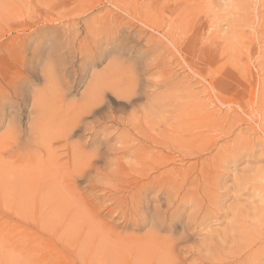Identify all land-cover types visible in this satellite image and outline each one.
Returning a JSON list of instances; mask_svg holds the SVG:
<instances>
[{
    "label": "rangeland",
    "instance_id": "1",
    "mask_svg": "<svg viewBox=\"0 0 264 264\" xmlns=\"http://www.w3.org/2000/svg\"><path fill=\"white\" fill-rule=\"evenodd\" d=\"M0 264H264V0H0Z\"/></svg>",
    "mask_w": 264,
    "mask_h": 264
},
{
    "label": "bare ground",
    "instance_id": "2",
    "mask_svg": "<svg viewBox=\"0 0 264 264\" xmlns=\"http://www.w3.org/2000/svg\"><path fill=\"white\" fill-rule=\"evenodd\" d=\"M206 140V139H205ZM154 234V233H153ZM172 243V242H171ZM28 261V260H27Z\"/></svg>",
    "mask_w": 264,
    "mask_h": 264
}]
</instances>
